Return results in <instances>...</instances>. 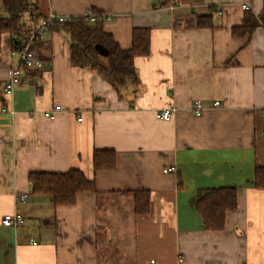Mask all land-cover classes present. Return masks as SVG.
I'll return each mask as SVG.
<instances>
[{
	"label": "crops",
	"instance_id": "1",
	"mask_svg": "<svg viewBox=\"0 0 264 264\" xmlns=\"http://www.w3.org/2000/svg\"><path fill=\"white\" fill-rule=\"evenodd\" d=\"M30 3L38 21L102 13L103 30L122 50L131 48L134 29H149L150 54L135 59L140 86L130 105L98 74L73 67L63 32L51 29L33 43L44 67L14 90V116H0V264H264V190L253 184L255 165H264V30L257 25L264 0ZM199 18L208 25L198 26ZM12 53L4 34L0 109L18 62ZM55 106V119L44 118ZM164 108L174 109L170 122L155 118ZM96 150L115 152L113 171L93 172ZM71 170L94 181L96 192L58 207L32 196L29 173ZM233 187L237 211L223 232L205 231L196 192ZM134 191L150 194L147 217L134 214ZM19 194L27 202L15 205ZM15 210L25 217L17 231L1 224Z\"/></svg>",
	"mask_w": 264,
	"mask_h": 264
},
{
	"label": "trees",
	"instance_id": "2",
	"mask_svg": "<svg viewBox=\"0 0 264 264\" xmlns=\"http://www.w3.org/2000/svg\"><path fill=\"white\" fill-rule=\"evenodd\" d=\"M2 5L7 17L0 19V43L2 35L8 34L11 38L13 52H18L24 38L37 28L39 21L35 20L37 17L33 13L30 0H2ZM210 12L215 14V9L212 7ZM89 13L98 15L95 22H88L83 17L71 18L64 23H53L48 31L55 29L66 35L73 67L88 68L98 74L111 86L119 99L131 97L129 102L132 105L133 99L139 93L140 86L134 62L137 58L149 56L150 30L134 29L131 48L122 50L112 39V36L103 30L101 23L104 21L103 14L95 11ZM247 15L244 27L250 29L252 17ZM207 25L205 18L198 19V26ZM257 25L264 29V21H259ZM96 45H101L106 49L108 56L99 55L95 50ZM16 59L18 61V57ZM20 69V84L27 83L29 78L42 70L33 71L24 66H21ZM91 159L94 173L111 172L115 169L116 155L114 151L96 150L92 153ZM28 181L32 187V196L49 197L54 207L72 206L78 195L96 192L94 181L87 180L82 172L75 170L66 173L31 172L28 174ZM253 184L255 189L264 190V165H255ZM131 193L134 214L138 217H147L150 214V194L146 191ZM196 211L205 231L223 232L227 214L237 211V188L198 190L196 192Z\"/></svg>",
	"mask_w": 264,
	"mask_h": 264
},
{
	"label": "built area",
	"instance_id": "3",
	"mask_svg": "<svg viewBox=\"0 0 264 264\" xmlns=\"http://www.w3.org/2000/svg\"><path fill=\"white\" fill-rule=\"evenodd\" d=\"M241 9L244 12H251V7L249 4H243L241 5ZM217 14H221L220 12H214ZM88 22H95V20L98 18V15L96 13H86L84 16H82ZM102 19H106V16L103 15ZM67 19L62 16H57L53 13H49L44 19H41L39 21V24L37 28L27 35L24 40L23 44L21 46L20 51L13 52L12 55L18 57V62L13 65L10 68L9 71V78L3 88L2 91V101L4 103V107L0 109V116L1 117H13L14 116V110L12 108V98L14 90L17 86L21 83V66L27 67L30 70H40L43 69L44 63L40 57L37 56V54L31 50V46L33 43L41 39L47 32L50 26L53 23H64ZM264 30V29H263ZM214 106H219V102H214ZM61 108L59 106H55L53 111H47L43 113L44 118L48 120H54L56 117V114L58 111H60ZM204 109L199 101H195L192 105V112L195 117H200L203 113ZM174 113L173 108H164L160 110L156 114V119L163 121V122H170L172 119V115ZM78 121H81V118H78ZM175 171L174 168H169L165 171V173H173ZM28 195L26 194H19L14 197V204H25L27 202ZM1 224L4 228L12 229L14 231H17L24 227L25 224V217L17 210H15L13 213L6 214L3 216ZM33 246L37 245L36 241H32L31 243ZM149 264H156L155 261H150Z\"/></svg>",
	"mask_w": 264,
	"mask_h": 264
},
{
	"label": "water",
	"instance_id": "4",
	"mask_svg": "<svg viewBox=\"0 0 264 264\" xmlns=\"http://www.w3.org/2000/svg\"><path fill=\"white\" fill-rule=\"evenodd\" d=\"M95 50L99 55H101L103 57L108 56V51L106 49H104L101 45H96Z\"/></svg>",
	"mask_w": 264,
	"mask_h": 264
},
{
	"label": "bare ground",
	"instance_id": "5",
	"mask_svg": "<svg viewBox=\"0 0 264 264\" xmlns=\"http://www.w3.org/2000/svg\"><path fill=\"white\" fill-rule=\"evenodd\" d=\"M33 240H31V243H32ZM37 243V242H36Z\"/></svg>",
	"mask_w": 264,
	"mask_h": 264
}]
</instances>
